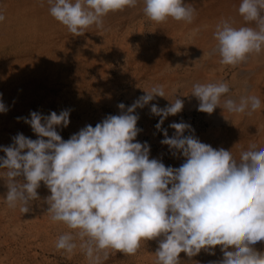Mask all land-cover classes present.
Returning <instances> with one entry per match:
<instances>
[{
  "label": "clouds",
  "instance_id": "clouds-1",
  "mask_svg": "<svg viewBox=\"0 0 264 264\" xmlns=\"http://www.w3.org/2000/svg\"><path fill=\"white\" fill-rule=\"evenodd\" d=\"M138 2L47 0L50 14L76 36L92 26L102 29L108 13ZM143 4L144 14L156 23L169 18L191 23L196 14L184 0ZM238 12L255 27H234L227 19L217 24L214 51L223 65L236 66L264 51V0H241ZM5 19L0 13V22ZM227 93L229 85L223 82L196 83L192 91L198 110L208 114L217 107L247 115L261 109L255 95L222 100ZM156 96L167 98L162 85L146 90L126 111L120 103L121 114H110L95 127L87 125L68 140L57 128L69 125L70 110L17 117L30 124L38 138L18 133L10 146H0L6 153L0 156V169L7 170L0 175L7 187L5 203L29 212L43 182L51 193L46 198L51 220L73 230L61 234L55 247L69 257L79 248L89 264H102L118 252L135 255L142 242L157 238L155 264H180L182 252L188 257L202 250L214 255L215 246H221L223 259L213 264H264V253L253 247L264 241V148L252 144L237 160L223 147L217 150L185 135L191 129L185 122L170 124L176 131L169 137L161 126L169 115L183 110L184 103L177 98L164 108L153 104L151 113L160 117L155 127L163 131L161 143L173 156L186 159L179 167L150 159L148 142H134L142 131L134 113ZM8 110L0 99V113Z\"/></svg>",
  "mask_w": 264,
  "mask_h": 264
},
{
  "label": "bare ground",
  "instance_id": "bare-ground-1",
  "mask_svg": "<svg viewBox=\"0 0 264 264\" xmlns=\"http://www.w3.org/2000/svg\"><path fill=\"white\" fill-rule=\"evenodd\" d=\"M184 2L196 9L191 23L172 18L162 23L151 21L143 12V0H139L135 7L108 13L103 18L102 29L92 26L76 36L50 14L47 0H0V13L6 17L0 22V99L9 109L0 113V146H10L12 137L18 133L34 140L38 138L30 124L17 120V117L30 119L32 111L50 115L52 111L70 110L69 125L57 128L62 138L68 140L88 123L90 100L98 106L107 103L117 109L121 87L125 88L130 105L153 86L164 87L167 98L156 96L143 108H137L143 115L151 114L153 104L164 108L177 98L186 107L189 104L198 107L199 101L192 95L193 85L223 82L229 85V93L222 100L239 101L241 97L255 95L261 100V109L247 115L217 107L212 114L207 113L213 125L202 142L217 150L223 147L231 151L237 160L252 144L264 148V51L250 55L236 66L221 64L218 51H214L217 48L214 32L221 20H229L234 27H255V24L245 22L239 14L241 0ZM117 13L120 18L116 17ZM115 18L119 21H114ZM114 57H123L126 63L121 80L106 63ZM213 138L217 139L215 144L209 140ZM0 156L6 157V153L0 151ZM6 171L0 169V175ZM37 191L36 201L42 203L41 207L33 208V201L30 209L37 211L21 212L20 220L15 222L12 215L20 213V208L7 206V187L4 178H0V247L18 238L25 243L36 237L43 247L55 243L49 224L38 213L48 206L46 198L51 195L50 190L41 182ZM6 218L11 221L5 224ZM50 221L55 229L67 231L64 224ZM53 249L56 248L44 247L46 251ZM150 259L155 264L156 256L151 255ZM7 260L9 264L17 261L11 256Z\"/></svg>",
  "mask_w": 264,
  "mask_h": 264
},
{
  "label": "rangeland",
  "instance_id": "rangeland-1",
  "mask_svg": "<svg viewBox=\"0 0 264 264\" xmlns=\"http://www.w3.org/2000/svg\"><path fill=\"white\" fill-rule=\"evenodd\" d=\"M117 16H118V18L121 17V15L118 13H117L116 17ZM114 21H119V19L115 18ZM134 24L137 25L139 23L135 22ZM121 30H122V28H121ZM104 53H106V51ZM123 62H124L123 57H114L112 61L110 59H109V61L108 60L106 61L107 65H110V67L112 68V73L114 74V76H116V78L120 79V80L123 78V74L125 72L123 67L126 66V63L125 62L123 63ZM139 94H140V91L138 92V95ZM125 95H126L125 88L121 87L119 89V99L116 101L117 109L113 105L111 106L110 104H107V103H101L100 105H103V106H100V105L98 106L93 101L90 100V108H89L90 117H89V120H88V123L86 124V126L92 125L93 127H95L97 123L102 122L103 119H105L108 115H110V114L111 115L121 114L122 110L118 107V105L120 103H123L126 106L125 109L123 110V111H126L127 107H130L131 105L129 103L130 101L125 98ZM53 107H54V105H53ZM60 112L61 111H58L57 114H59ZM94 114H96V115H94ZM134 114L139 115L137 127L142 129V131H140L138 133V135L136 137V141H134V142H137V141L141 142V143H144L145 141L148 142V144L150 145V159L155 158V159L161 160L165 164V166H171V167L181 166L186 158L183 157L182 155H180L179 157L173 156L171 154L172 150H170L169 146L161 143V140H163L165 138L163 131L158 130L155 127L156 124L159 123L160 117L156 116L152 113L140 115V113L137 111V109L135 110ZM174 116H173V118L167 117L164 120L163 125L161 126L162 129H167L168 134H170V135H168L169 137L173 136L175 133V129L169 127L170 124H172L173 122H175V123L185 122V123L191 125V129L186 130L185 135H194L196 138H198L202 142V140H203L202 138H204L206 135H208L209 128L213 125L212 124L213 122L211 120H209V118L206 117L207 113L199 111L198 107L194 106L193 104H189L188 107L184 106L183 110ZM192 129H194L193 132H192ZM209 140L212 144H215L217 142V139H214V138H213V140L212 139H209ZM169 186L171 187V185H169ZM41 204L42 203L40 201L35 200L33 202L34 206H32V207L33 208L34 207L39 208V207H41L40 206ZM47 207H49V206L46 205L45 209H43V212H38V213H39V215L42 216L43 221L46 224H49V226H48L49 231H51V235L54 238L53 240H55L54 241L55 243H53V244H56V242H57V240L61 234L65 233V232L73 231V230L68 229V228H67V231H65L63 229H62L63 231L55 229V227L52 226V222L50 221L51 214L47 211V209H48ZM35 211H37V210L36 209H30L29 212L34 213ZM20 214H22L21 211L16 216L12 215V219H14L15 222H18L20 220V216H21ZM10 221L11 220L6 218L4 222L6 224V223H9ZM12 222H13V220H12ZM60 223H62V222H60ZM41 237L42 236L40 235L38 238L40 239ZM159 239L160 238H157L156 240H149L147 242H142L141 247L138 250V252L132 256L131 255H123V253H120V252L115 253L116 255L110 254L111 257H109L107 260H102V264H138L139 262H143L145 264H151L152 261L150 259V256L151 255L156 256L155 253L159 247V245H158L159 243H157L159 241ZM38 242L39 241L36 237L30 238L25 243H23L20 238H18L15 241H12V239L8 240L9 245H7V246L4 245V246L0 247V256L3 258V259L1 258L2 260L0 261V263L3 262V264H9V261L7 259L9 256H11L12 260H17L14 262L16 264H64V263L65 264H89V261L86 258L85 253L83 251H81L79 248H77V250L74 252L73 255H71V257H69L68 254L65 253L63 250H58L55 246H52L53 244L52 245L46 244V246H44V247H49V248L53 247L56 249H53L52 251H49V250L46 251V250H44L43 246L39 245ZM22 244L24 247L23 249H21ZM256 244L253 247L255 249L257 248L256 249L257 251L264 253V241L257 242ZM151 247H153V248H151ZM149 248H150V250H149ZM215 249H216V252H215L216 254H214V255H212L209 252L202 250L199 254H197L194 257H188L186 253L184 254L182 252L180 255H182L181 259L183 261L180 264H186V263L187 264H210V263L213 264V262H218V261L223 259V254H222L223 252L220 250L221 246H215ZM229 250H232V249H229ZM9 251L13 252V253H11V255H7ZM149 253H151V255H148ZM35 254H36V256H35ZM3 255H5V256L3 257ZM136 256H138V257H136ZM206 258H207V260H206ZM208 258H209V260H208ZM110 259H112V260H110ZM216 260H218V261H216ZM25 261H27V262L25 263ZM209 261H211V262L209 263Z\"/></svg>",
  "mask_w": 264,
  "mask_h": 264
}]
</instances>
